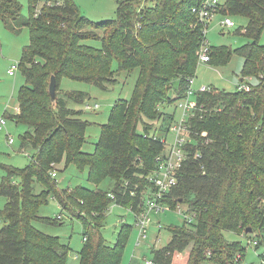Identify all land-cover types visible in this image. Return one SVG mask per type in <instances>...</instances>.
<instances>
[{"label":"trees","instance_id":"obj_1","mask_svg":"<svg viewBox=\"0 0 264 264\" xmlns=\"http://www.w3.org/2000/svg\"><path fill=\"white\" fill-rule=\"evenodd\" d=\"M40 1L28 0L25 16L20 0H0V19L6 28L16 35L25 27L30 32L19 60L26 78L18 91L20 112L11 118L27 125L21 147L35 152L27 168L0 163L7 170L0 196L8 200L0 209V264H67L70 248L34 222L54 224L70 206L84 209L86 215L81 219L86 238L78 264H121L133 225L123 223L117 242L109 245L101 232L107 208L115 203L133 214L144 209L151 186L147 176L156 168L157 155L165 149L163 139L176 120L170 107L177 108L185 98L201 62L206 35L191 9L203 0H117V18L100 23L81 15L73 0H42L38 11ZM226 2L224 11L248 19L238 33L252 42L234 51L210 46V63L226 64L236 53L245 58L242 81L254 76L257 84L251 90L212 87L210 92L196 93L198 107L190 121L193 141L186 145L178 183L165 198L172 208L186 204L193 218L171 229L166 246L150 249L154 264H173L176 253L189 246L186 264L205 259L239 264L245 247L227 240L225 231L258 239L256 248L264 244V45L259 40L264 0ZM93 39L102 47L82 43ZM114 60L118 71L138 68L139 76L132 96L115 102L101 127L96 151L87 153L81 148L91 123L81 117V110L68 106V100L80 103L86 93L68 91L53 100L51 77L57 76V90L64 77L107 89L117 81ZM146 121L159 127H147ZM63 160L65 166L89 168L88 179L96 185L109 179L112 187L59 188L52 172L57 174L54 164ZM37 182L43 185L40 191L34 188ZM50 195L63 211L53 220L39 212ZM249 227L252 232L246 233Z\"/></svg>","mask_w":264,"mask_h":264},{"label":"rangeland","instance_id":"obj_2","mask_svg":"<svg viewBox=\"0 0 264 264\" xmlns=\"http://www.w3.org/2000/svg\"><path fill=\"white\" fill-rule=\"evenodd\" d=\"M79 9L81 15L85 16L91 22L100 23L107 20L117 18V0H73ZM227 0H221L224 5L221 7V13L225 16L233 17L235 26L226 28L221 26L220 21L222 15H216L212 22L208 25V31L206 33V39L210 46L215 47H230L233 51L242 47L246 43L252 42L244 34H239L238 29H244L247 25L248 19L244 16H234L232 12L224 11ZM23 4V15L27 16L29 13L28 0H20ZM38 11L41 10L43 4L40 1ZM87 29H92L88 27ZM103 34V31L99 32ZM0 119H6V125H0V163L7 167L27 168L32 162V155L34 150L32 148L21 147V135L27 130V125L18 124L16 119L12 120L11 117H15L19 112V88L26 82L22 71L16 70L13 75L9 74V69L15 64H19V60L22 55L23 46L29 43L30 32L28 27H25L21 33L16 35L14 32L8 30L0 19ZM260 42L264 45V31L262 32ZM82 43L87 45L102 47L100 40H84ZM245 58L233 53L232 58L226 64H217L215 60L211 63H199L196 70V78L193 87L199 89L200 85H207L210 87H217L220 89H226L227 91H237L239 85L247 81L250 85L255 87L257 84V78L244 77L243 79V65ZM113 70H116L117 81L110 83L107 89H101L95 84H90L84 81H75L73 79L64 77L59 87L58 95H63L68 91H83L86 93V98L79 102L74 100H68V106L82 111L81 117L89 120L91 125L86 131V141L82 146V150L87 153H94L95 145L100 138L101 127L108 122L111 110L120 99H128L132 96L136 80L139 76V69L132 71L124 70L118 71L119 63L117 60L113 62ZM172 94V92H170ZM96 104L98 106H96ZM90 105L91 108L87 106ZM170 110L174 112L177 122L183 118V112L180 108L171 106ZM7 112L8 115H5ZM147 127L156 128L159 127L157 122L146 121ZM152 128V129H153ZM170 128V127H169ZM140 132L142 125L139 127ZM159 131V130H158ZM10 138L14 141L10 142ZM174 138V134L171 133L167 136V141L170 143ZM21 147V148H20ZM54 170L57 171L55 180L58 182L59 188L75 189L78 187H85L88 189H95L97 186L103 189H110L112 187V181L105 179L99 185H96L88 179L89 168L80 169L76 164L69 163L65 166V161L54 164ZM7 175V170L0 168V181ZM17 181V179H15ZM36 191L43 189V185L37 182L34 185ZM146 189L144 186L143 190ZM147 190V189H146ZM8 202L7 198L0 196V209H3ZM70 205V204H69ZM77 206V205H76ZM178 206L182 207L185 211L188 209L186 204H179L176 207L169 209L151 210L148 216L151 219V225L144 238H140V231L135 222V217L131 209H127L123 206L112 204L107 208V217L102 227V234L111 246L117 242L118 234L121 230L123 223L132 224V228L129 232L128 240L123 251V257L121 264H146V259L150 260L153 255L150 252L152 247L158 248L166 246L171 240V229L176 226H182L183 215L179 213ZM73 209V210H71ZM79 208L70 206V210L61 211L59 203L55 196L49 197L48 204L41 206V215L50 219H55L58 215L62 214V219L58 222L51 224L45 222H34V226L37 229L42 230L50 235H56L60 237V241L66 244L70 250L68 254L67 264L79 263V252L82 250L85 244L84 229L81 219L84 214ZM0 221V227L2 226ZM159 224L162 226L159 227ZM224 235L230 242L240 241L245 247V255L239 264H264V244L256 248L252 243L251 237H246L237 233L225 231ZM253 235L252 238H255ZM140 241V244H138ZM264 243V241H263ZM190 246L180 252H177L174 256L173 264H186L188 256L190 254ZM200 264H214L212 261L205 259Z\"/></svg>","mask_w":264,"mask_h":264},{"label":"built area","instance_id":"obj_3","mask_svg":"<svg viewBox=\"0 0 264 264\" xmlns=\"http://www.w3.org/2000/svg\"><path fill=\"white\" fill-rule=\"evenodd\" d=\"M221 0H203L197 6L192 7L191 11L196 14L199 21L203 23V32L206 35L208 31V25L212 22L216 15H222V20L220 21L221 26L226 28H231L235 26V21L231 16H225L221 13L220 8L222 6ZM210 45L207 39L203 41L201 46V62L210 63L211 57L209 56L208 49ZM19 69V64H14L9 69V74L13 75L16 70ZM195 78H190L189 89L185 98L178 101L177 108H180L183 112V118L181 121L177 122L176 120L171 124L169 129V134L173 133L174 138L169 143L167 137L163 139L164 141V150L161 154L157 155L156 162L157 166L150 174L147 176L150 181V188L147 190L145 198V206L142 212L134 213L135 222L140 231V238H144L148 232V229L151 225V219L148 216V213L151 210L158 209H169L171 206L165 201V198L168 196L169 192L172 190L173 186L178 183L177 172L184 164V160L187 157V143L192 142L193 138L190 132V121L192 115H194L195 110H197L198 102L196 101V93L199 91L210 92L213 90L212 87L207 85H200L199 89L193 87ZM239 90H251L252 85L248 82L241 83L239 85ZM96 106H98L96 104ZM91 108L90 105L87 106ZM5 119H0V125L5 126ZM14 139L10 138V142H13ZM56 172H52V176H56ZM133 194V192H132ZM110 197H114L115 194L109 192ZM115 204V203H113ZM112 205V204H111ZM117 205V204H116ZM178 211L183 215L184 222H190L193 218V215L190 211H185L182 207L178 206ZM162 225L159 224V227ZM86 237H84L85 239ZM252 243L256 246L259 244L258 239H252ZM140 244V241H138ZM240 255H237L239 258ZM146 264H154L153 259H146Z\"/></svg>","mask_w":264,"mask_h":264},{"label":"water","instance_id":"obj_4","mask_svg":"<svg viewBox=\"0 0 264 264\" xmlns=\"http://www.w3.org/2000/svg\"><path fill=\"white\" fill-rule=\"evenodd\" d=\"M57 86H58L57 76L52 75L51 81H50V84H49V91L51 93V97H52L53 100H56L57 95H58V91H56L57 90ZM245 232L246 233L252 232V228L251 227L247 228Z\"/></svg>","mask_w":264,"mask_h":264},{"label":"crops","instance_id":"obj_5","mask_svg":"<svg viewBox=\"0 0 264 264\" xmlns=\"http://www.w3.org/2000/svg\"><path fill=\"white\" fill-rule=\"evenodd\" d=\"M27 44H28V43H27ZM200 63H204V62H200ZM207 64H208V63H207ZM195 78H196V77H195ZM19 112H20V107H19ZM19 112H18V113H19ZM4 119H5V118H4ZM5 123H6V119H5ZM5 125H6V124H5Z\"/></svg>","mask_w":264,"mask_h":264}]
</instances>
